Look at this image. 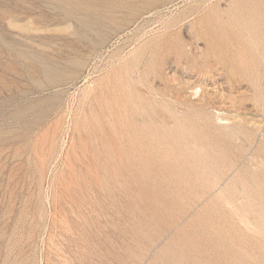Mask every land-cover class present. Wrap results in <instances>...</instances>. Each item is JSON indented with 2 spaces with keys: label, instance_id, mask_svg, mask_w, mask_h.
Listing matches in <instances>:
<instances>
[{
  "label": "rangeland",
  "instance_id": "374dc122",
  "mask_svg": "<svg viewBox=\"0 0 264 264\" xmlns=\"http://www.w3.org/2000/svg\"><path fill=\"white\" fill-rule=\"evenodd\" d=\"M0 264H264V0H0Z\"/></svg>",
  "mask_w": 264,
  "mask_h": 264
}]
</instances>
